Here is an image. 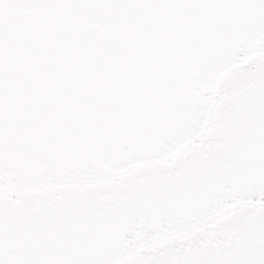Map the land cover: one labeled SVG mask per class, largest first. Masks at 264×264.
Segmentation results:
<instances>
[{
    "label": "snow or ice",
    "instance_id": "6c2138e0",
    "mask_svg": "<svg viewBox=\"0 0 264 264\" xmlns=\"http://www.w3.org/2000/svg\"><path fill=\"white\" fill-rule=\"evenodd\" d=\"M0 264H264V0H0Z\"/></svg>",
    "mask_w": 264,
    "mask_h": 264
}]
</instances>
